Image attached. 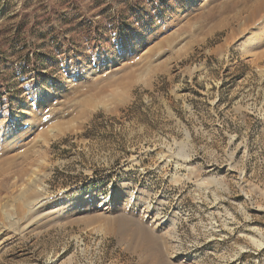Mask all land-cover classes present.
Masks as SVG:
<instances>
[{
	"label": "rangeland",
	"instance_id": "obj_1",
	"mask_svg": "<svg viewBox=\"0 0 264 264\" xmlns=\"http://www.w3.org/2000/svg\"><path fill=\"white\" fill-rule=\"evenodd\" d=\"M261 2L0 0V264H264Z\"/></svg>",
	"mask_w": 264,
	"mask_h": 264
},
{
	"label": "bare ground",
	"instance_id": "obj_2",
	"mask_svg": "<svg viewBox=\"0 0 264 264\" xmlns=\"http://www.w3.org/2000/svg\"><path fill=\"white\" fill-rule=\"evenodd\" d=\"M263 2V3H262ZM262 4H264V0H262ZM259 3V2H258ZM259 5H261L260 3H259ZM257 6V5H256ZM258 8H259V6H258ZM256 10V9H255ZM43 199V197H41V195H37V197H35V200H37L36 202L38 203V202H41V200ZM86 198H77V199H75L74 201H72L70 204L71 205H76V204H78V206H82V205H85L86 204ZM39 205V204H38ZM120 221V223H122V222H126V220H129L127 217H125V216H120L119 218H118ZM117 219V220H118ZM125 220V221H124ZM162 220H165V219H162ZM143 247V246H142ZM150 249V248H149Z\"/></svg>",
	"mask_w": 264,
	"mask_h": 264
}]
</instances>
